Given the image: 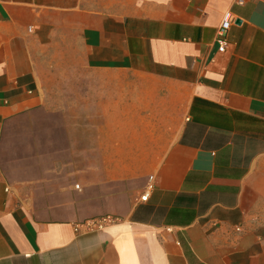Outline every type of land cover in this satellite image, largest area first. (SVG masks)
<instances>
[{
  "label": "crops",
  "instance_id": "1",
  "mask_svg": "<svg viewBox=\"0 0 264 264\" xmlns=\"http://www.w3.org/2000/svg\"><path fill=\"white\" fill-rule=\"evenodd\" d=\"M238 1L0 0V264H264V0Z\"/></svg>",
  "mask_w": 264,
  "mask_h": 264
},
{
  "label": "built area",
  "instance_id": "2",
  "mask_svg": "<svg viewBox=\"0 0 264 264\" xmlns=\"http://www.w3.org/2000/svg\"><path fill=\"white\" fill-rule=\"evenodd\" d=\"M239 3H241V1L239 0L238 1ZM232 22V16L230 15V13H226L223 17V20H222V23L218 29V44H219V47H218V50L222 51L223 48H224V45H225V39H224V34L227 30V28L229 27V24ZM147 197V194H144L141 196V200H145V198ZM115 218H112L110 216H101L99 218H96V219H92V220H86L84 223L87 224V225H95V226H98V227H101L103 226L104 224L106 223H111L112 221H114Z\"/></svg>",
  "mask_w": 264,
  "mask_h": 264
}]
</instances>
